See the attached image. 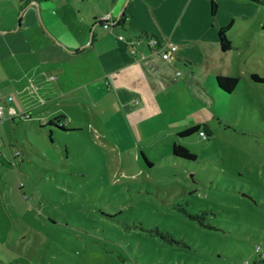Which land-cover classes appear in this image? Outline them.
Masks as SVG:
<instances>
[{"label": "rangeland", "instance_id": "obj_1", "mask_svg": "<svg viewBox=\"0 0 264 264\" xmlns=\"http://www.w3.org/2000/svg\"><path fill=\"white\" fill-rule=\"evenodd\" d=\"M62 1L0 0V25L13 32L22 15L32 17L33 2L46 22L58 19ZM67 1L94 22L115 7L112 0ZM260 5L250 42L234 38L238 48L228 52L239 82L213 103L208 138L150 130L138 145L116 105L96 113L102 101L77 104L72 91L67 129L40 123L54 102L34 107L42 97L15 91L28 82V58L22 45H11L13 35L0 37V75L9 82H0V99H23L0 119V264H261L264 83L251 78L264 75ZM175 141L197 158L174 156Z\"/></svg>", "mask_w": 264, "mask_h": 264}, {"label": "crops", "instance_id": "obj_2", "mask_svg": "<svg viewBox=\"0 0 264 264\" xmlns=\"http://www.w3.org/2000/svg\"><path fill=\"white\" fill-rule=\"evenodd\" d=\"M112 2L115 7L105 13L111 16L113 25L106 27L110 32L96 27L97 23L104 26L105 14L94 22L81 14L77 4L67 0L58 6L64 15L58 19L46 22L42 12L40 16L37 14L33 2L28 9L32 17L22 15L13 32L0 25L1 39L13 35L11 45H22L29 62L28 82L22 87L15 86V91L25 88L29 95L42 97L35 100L34 107L54 102V109L49 111L51 115L45 122L41 117L38 121L47 124L52 118L62 117L66 126L69 116L65 112L66 103L72 91L76 92L72 101L77 104L94 107L102 101V108L99 106L96 113H106V108L116 105L125 126L137 137L138 145L142 144L141 135L150 130L152 133L164 130L167 135L177 136L189 126L205 124L212 131L209 122L213 103L217 104L218 98L226 95L217 84V76H235L228 52L238 48L234 38L250 42L260 3L254 0H127L123 6L124 0ZM122 13L124 24H116ZM54 24L59 25L60 32L53 30ZM223 26H229L227 36L233 45L226 51L221 47L219 36ZM40 27L45 30L41 31ZM22 28L28 31L21 33ZM143 33L172 39L178 49L169 59H164L152 51L145 39L148 36H140ZM137 38L139 43L135 41ZM13 56L20 61L23 57L17 52ZM72 80H77V84L69 88L68 82ZM0 82L9 83H4L2 75ZM83 89L87 90L83 92ZM12 101L7 102L5 112L12 113L21 104L18 100ZM120 140L124 142L123 137Z\"/></svg>", "mask_w": 264, "mask_h": 264}, {"label": "trees", "instance_id": "obj_3", "mask_svg": "<svg viewBox=\"0 0 264 264\" xmlns=\"http://www.w3.org/2000/svg\"><path fill=\"white\" fill-rule=\"evenodd\" d=\"M258 3H264V0H254ZM125 22V19H124V13L121 14V16L119 17V19L117 20V23L116 24H124ZM229 29V26H223V27H220L219 29V36H220V42H221V47L223 50H230L233 45H232V42L231 40L229 39V37L227 36V31ZM148 36L147 33H143L141 34L140 36ZM251 78L254 80V81H257V82H260V83H264V75H260L258 73H251ZM239 82V77L238 76H227V75H218L217 76V84L219 85V87L227 92V93H232L236 87H237V84ZM23 116V114L20 115V117ZM15 119V118H13ZM62 117H55V118H52L49 122H47V125H55L59 128H62V129H67L65 128V126L63 125L62 123ZM201 131H204L205 134H206V138L210 137L213 135V132L208 130V127H206L205 124H195V125H192V126H189L181 131H179L177 133V137H181V138H184V137H187L195 132H200ZM173 155L176 156V157H182L184 159H196L197 158V155L192 152L186 145L178 142V141H175L173 143ZM144 158H145V161L149 164V165H153V162L150 161L146 155H144ZM262 263L261 264H264V253L262 254ZM241 264V263H240ZM249 264H259L258 262H252Z\"/></svg>", "mask_w": 264, "mask_h": 264}, {"label": "built area", "instance_id": "obj_4", "mask_svg": "<svg viewBox=\"0 0 264 264\" xmlns=\"http://www.w3.org/2000/svg\"><path fill=\"white\" fill-rule=\"evenodd\" d=\"M110 14H105L102 16V20L104 21L105 27H110L113 24L110 22ZM120 38H123V35L119 36ZM148 45L152 48V51L161 54V56L164 59H169L171 54L176 52L178 49V45L176 42H174L172 39H159L157 36H148L145 38ZM137 43L140 42V39L137 38L135 40ZM12 100V97L9 96L6 100L0 99V119L3 120V116L5 113V110L7 109V102H10ZM200 135L203 137H206V134L204 131L200 132ZM241 264H249L248 261H244Z\"/></svg>", "mask_w": 264, "mask_h": 264}]
</instances>
